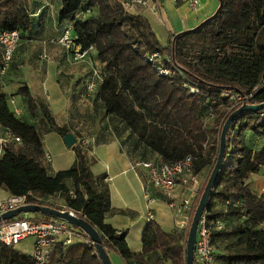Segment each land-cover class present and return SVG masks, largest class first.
Listing matches in <instances>:
<instances>
[{"label":"trees","instance_id":"trees-1","mask_svg":"<svg viewBox=\"0 0 264 264\" xmlns=\"http://www.w3.org/2000/svg\"><path fill=\"white\" fill-rule=\"evenodd\" d=\"M29 1L0 0V31L17 29L21 41L33 29L35 17L41 20L43 13L34 16ZM59 1L58 33L53 39L70 25L81 50L92 47L94 55L88 54L100 74L93 92L105 113L128 126L161 162L191 156L193 175L209 174L222 124L238 108L228 110L222 89L246 94L264 78V0H217L210 16L192 28L171 33L166 45L158 41L146 17L126 11L118 0ZM151 54H157L153 61ZM160 65L170 74H159ZM90 80L86 94L93 93L87 91ZM191 87L198 91L191 92ZM17 93L28 112L39 116L38 127L18 117L0 91V125L10 135L1 145L0 187L10 195H25V204L73 211L97 230L108 255L116 252L125 264H185L186 234L149 220L142 231V251L132 253L126 232L104 221L109 188L103 175L92 174L86 147L75 142L71 166L49 173L41 134L54 131L63 137L69 129L56 124L47 103L32 94L27 84L19 86ZM251 100L264 102V85ZM258 112L245 111L234 119L221 172L206 206L209 223L219 218L224 223L223 229L211 232V243L218 250L215 264H264V189L259 196L245 191L249 175L264 167V141L254 151L243 141L247 129L264 136V120L256 122ZM51 197H57L60 205ZM217 200L224 202V210L214 209ZM224 240L233 244L231 251L218 247ZM150 252L155 256L147 258ZM0 264L36 263L29 253L0 243ZM44 264L102 263L92 242L80 240L55 243Z\"/></svg>","mask_w":264,"mask_h":264},{"label":"crops","instance_id":"crops-1","mask_svg":"<svg viewBox=\"0 0 264 264\" xmlns=\"http://www.w3.org/2000/svg\"><path fill=\"white\" fill-rule=\"evenodd\" d=\"M50 1L53 2V5ZM118 1L124 3L129 0ZM191 1L198 3L192 7ZM29 3L30 11L34 16L40 10L44 15L49 11L53 15V19L57 20L60 8L59 0H30ZM50 5L51 9L47 7ZM217 5V0H150L144 5H135L128 11L146 17L158 41L162 45H166L171 33L194 27L210 16ZM45 19H47L46 16ZM20 45L22 44L20 43L16 47L9 66L0 80V91L5 93L8 107L11 110L16 107L19 110L17 114L15 113L18 117L38 127L39 116L37 113L32 116L28 112L26 102L17 93L19 86L27 84L32 94L47 103L56 124L67 127L76 138L75 142L86 147L92 174L94 176L103 175L109 188L110 204L105 209L104 221L118 232H126L125 240L130 251L132 253L142 251V231L149 220L157 222L166 230H176L186 234L192 214L191 210L199 198L208 172L204 171L198 174L196 180L189 182L187 188H184L179 181L178 198L190 197V205L180 212L169 208L162 199L161 193L148 184L146 171L142 167L133 166L136 161H160L157 155L145 146L115 115L105 113L104 105L95 92L86 94V96L80 95L77 80L83 76L85 81L92 78L91 64L89 62V64L82 65L75 63V69H68L69 66H72L70 63L72 59H65L63 52L68 53L67 50L61 45H55L59 46L53 48L57 51L55 55H59V58L53 60V62H57L56 66L58 67L55 71L62 73L66 69L73 73L72 79L75 78V82L73 81L68 92L61 94L63 90L55 86L54 83L52 85L51 80L45 81L43 77H39L37 69H30L26 74L23 68L12 64L17 61L20 51L23 49ZM89 53L94 55V50L92 49ZM14 68L17 69L14 71ZM11 98L13 104L10 103ZM251 132L253 135L248 140L244 138L245 132L243 133V141L245 146L254 151L262 146L264 136ZM7 139L8 132L0 125V156L2 154L1 145ZM41 140L49 162V173L54 174L71 166L75 158L74 151L71 147H66L62 136L50 131L42 133ZM248 179L249 184L245 191L259 196L264 189V167H261L258 173H251ZM146 192L156 199L149 205L152 212L151 219L145 212L144 195ZM9 195L6 190L0 187V200ZM214 209L224 210V202L217 200ZM154 256V253L151 252L146 254L147 258ZM109 257L112 264H125L116 252L110 253Z\"/></svg>","mask_w":264,"mask_h":264},{"label":"built area","instance_id":"built-area-1","mask_svg":"<svg viewBox=\"0 0 264 264\" xmlns=\"http://www.w3.org/2000/svg\"><path fill=\"white\" fill-rule=\"evenodd\" d=\"M150 0H129L122 3L123 8L128 11L135 5H144ZM197 1H191V6L195 7ZM76 36L72 34V28L70 25H65L60 34L53 40L52 43L63 46L67 52L74 59H84L92 66V78L88 82L87 91L93 92L97 80H100V74L98 70L93 67V62L89 57V51L92 47H88L85 50H81V47L75 42ZM20 42V33L17 29L0 31V80L4 72L7 70L13 53ZM157 54H151L150 60L153 61ZM45 55H42L44 58ZM159 74L169 75L170 70L163 66L156 68ZM264 85V78L251 88V91L246 94L239 93L229 88H224L221 91V96H226L229 101L228 110L239 107L244 103L256 104L251 98L254 93L262 88ZM191 92H197L194 87L190 88ZM10 103L13 104V99H10ZM14 113H18L19 110L14 107ZM213 116V112L210 113ZM257 124H261L264 120V109L255 114ZM258 131H262L261 126H257ZM10 137L8 133V138ZM16 141H19L18 137H15ZM191 156H186L173 163H166L161 161H136L133 166L142 167L146 171L148 184L157 189L162 196V199L166 205L180 212L183 208H187L190 205V197L178 198L177 186L180 181L184 188H187L189 182L195 181L198 175H193ZM25 195H9L5 199L0 200V214L14 209L20 205L25 204ZM144 199L146 202L145 212L149 219L152 218V212L149 207L150 203L155 201L148 192L145 193ZM229 200H226L228 202ZM71 214L76 215L73 211L68 210ZM193 212V208L191 210ZM224 228L223 221L219 219L213 220L211 223L208 221V212L206 209L203 211L199 220L194 244L193 264H215L214 252L215 248L211 243V232L221 230ZM32 237V250L29 253L35 260L36 264H44L50 254L51 248L55 243L61 242L63 244H70L77 238L78 241H89V239L83 236L82 233L76 231L74 226L69 224L63 219H42V218H29L25 216L12 217L9 219L0 221V243L14 247L20 241Z\"/></svg>","mask_w":264,"mask_h":264},{"label":"rangeland","instance_id":"rangeland-1","mask_svg":"<svg viewBox=\"0 0 264 264\" xmlns=\"http://www.w3.org/2000/svg\"><path fill=\"white\" fill-rule=\"evenodd\" d=\"M37 3V2H34ZM51 5H53V2L50 1ZM47 6L49 9L52 8V6ZM41 20L39 19V15L35 17L34 19V24H33V29L26 33V36H24L19 44L21 48H23L20 51V54L17 58V61L12 62L13 65L16 67L20 66L21 68L24 69L25 73H29L30 69H37V73L39 77H43L45 81L47 79L51 80V83L55 86H57L59 89H62V93L68 92V89L70 86L72 87V83L75 82V78L72 79L73 73L68 72V70H64V72L60 73L56 72V66L57 62H53V60L56 58H59L57 54L55 55V50L53 48L59 47L55 46L58 44L52 43L50 40L53 39L58 33V23L56 19H53V15L51 12L47 11L45 15H41ZM45 16L47 19H45ZM51 16V17H50ZM48 22V23H47ZM19 46V45H18ZM64 58H70L72 61L70 62L72 66H69L68 69H75V63H78V65H82L84 63H88L87 59H74L72 56H70L69 52H63ZM42 55H45L44 58H42ZM23 61L24 63H22ZM89 64V63H88ZM91 67V66H90ZM29 68V69H28ZM17 68H14V71ZM62 69V68H61ZM87 78V77H86ZM85 78V79H86ZM74 81V82H73ZM77 84L80 88L81 96L84 94L86 96V81L84 80V76L80 77L77 80ZM85 98V97H83ZM253 133L251 132L250 129H247L244 134V138L248 140ZM201 194V193H200ZM199 194V196H200ZM50 200L56 204L60 205V201L57 197H51ZM21 216L29 217V218H34L36 216L35 213L32 212H25L21 213ZM231 224V221H229L228 226ZM74 229L78 232H82L79 228L74 227ZM75 241H78L77 238H74ZM230 241H222L218 247L220 248L221 251H231L233 248V244H229ZM32 243H33V238L28 237L22 241H20L18 244H16L14 247L20 250L21 252L24 253H30L32 250ZM215 248V247H214ZM218 254V250L215 249L214 252V257ZM217 264V261H216Z\"/></svg>","mask_w":264,"mask_h":264},{"label":"water","instance_id":"water-1","mask_svg":"<svg viewBox=\"0 0 264 264\" xmlns=\"http://www.w3.org/2000/svg\"><path fill=\"white\" fill-rule=\"evenodd\" d=\"M264 109V102L256 104L244 103L238 108L233 110L224 123L222 124L220 134H219V144H218V153L215 159V162L205 180V183L202 187L201 194L197 200V204L190 218L189 226L185 238V264H193V253H194V244L197 232V226L203 211L206 209L208 201L211 197V192L215 187L218 176L221 172V166L224 160L225 150H226V137L229 133L231 127L233 126L234 119L244 113L245 111L257 112ZM63 142L66 147H71L76 138L71 132H66L63 135ZM32 212V213H42L49 215L54 219H63L67 221L74 227L79 228L92 242L93 247L101 261L102 264H112L108 253L106 252L102 240L100 238L97 230L85 219L71 214L68 209H56L49 206H41L38 204H23L14 209L7 210L0 214V221L15 217L21 213Z\"/></svg>","mask_w":264,"mask_h":264}]
</instances>
